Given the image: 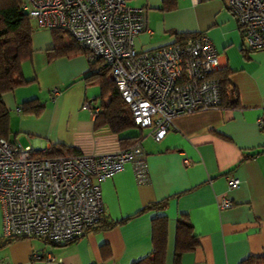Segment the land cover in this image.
Returning a JSON list of instances; mask_svg holds the SVG:
<instances>
[{
	"label": "crops",
	"instance_id": "obj_1",
	"mask_svg": "<svg viewBox=\"0 0 264 264\" xmlns=\"http://www.w3.org/2000/svg\"><path fill=\"white\" fill-rule=\"evenodd\" d=\"M127 3L144 8L147 29L135 37L138 50L176 41L183 33L209 36L219 53L217 70H228L227 101L236 105L178 113L159 140L147 128L114 133L95 123L99 87L84 80L88 56L55 55L50 29L38 27L31 56L22 62L28 82L2 95L11 138L34 151L61 143L90 154L126 147L120 137L142 134L147 177L139 181L128 162L100 181L103 220L115 225L88 227L62 244L17 238L0 247V264H132L151 252V220L161 214L168 216L167 264H240L250 256L264 264V132L257 122L264 113V50L244 47L227 0H174L170 8L164 7L166 0ZM30 98L45 103L41 115L21 112L20 103ZM231 176L240 179L233 188L228 187ZM221 196L233 205L220 208ZM160 200L165 208L143 210ZM182 213L198 244L174 263L176 218Z\"/></svg>",
	"mask_w": 264,
	"mask_h": 264
},
{
	"label": "built area",
	"instance_id": "obj_2",
	"mask_svg": "<svg viewBox=\"0 0 264 264\" xmlns=\"http://www.w3.org/2000/svg\"><path fill=\"white\" fill-rule=\"evenodd\" d=\"M227 4L244 47L264 50V0ZM22 7L38 27H63L88 49V58H102L134 123L156 140L172 126L174 115L222 104L220 80L214 75L219 53L205 33L138 50L135 37L147 29V21L144 8L127 0H24ZM82 106L90 108L88 102ZM257 122L264 132V113ZM128 162L136 178L145 180L146 153L140 141L101 153L39 156L29 145L0 137V234L57 244L76 239L101 217L100 181ZM239 182L231 176L228 187ZM232 205L227 196L218 200L222 209Z\"/></svg>",
	"mask_w": 264,
	"mask_h": 264
},
{
	"label": "trees",
	"instance_id": "obj_3",
	"mask_svg": "<svg viewBox=\"0 0 264 264\" xmlns=\"http://www.w3.org/2000/svg\"><path fill=\"white\" fill-rule=\"evenodd\" d=\"M24 0H0V137L8 140L11 138L10 111L6 107L2 98L3 93L13 90L16 86L28 82L22 73V62L28 59L32 53V35L38 29L33 18L23 9ZM165 8L174 5V0H166ZM53 38V49L55 55H67L76 52H83L88 55L86 47L80 45L69 32L63 27L49 28ZM187 34H178L176 41L185 39ZM90 71L84 76L87 84H97L99 87L98 97L100 98L99 109L96 113L95 123L97 125H107L114 133H122L130 128L142 129L133 121L132 114L127 103L121 97L114 80L110 76L109 65L102 58H88ZM214 75L220 80L222 91L221 106H235L236 101H227V88L229 84L228 70H216ZM45 109V103L38 98H30L20 103V110L24 114L39 116ZM142 134H133L120 137L123 142L127 140V145L140 141ZM36 155H76L79 152L76 148L55 144L49 148L34 151ZM165 200L148 204L143 210L150 208H165ZM116 224V221L105 222L103 214L99 220L91 226L109 228ZM27 236L0 235V247L17 238ZM35 237V236H32ZM39 238V237H38ZM42 239V238H41ZM167 239H168V216L157 215L151 220V252L132 264H167ZM45 240V239H44ZM75 240V239H74ZM73 241V240H72ZM198 244L197 234L188 215L182 213L176 218L175 238L172 261L178 263L183 253L192 251ZM261 257H247L240 264H260Z\"/></svg>",
	"mask_w": 264,
	"mask_h": 264
},
{
	"label": "rangeland",
	"instance_id": "obj_4",
	"mask_svg": "<svg viewBox=\"0 0 264 264\" xmlns=\"http://www.w3.org/2000/svg\"><path fill=\"white\" fill-rule=\"evenodd\" d=\"M93 85H94L95 87H97V85H96V84H93ZM136 129H139V128H137V127H136Z\"/></svg>",
	"mask_w": 264,
	"mask_h": 264
}]
</instances>
